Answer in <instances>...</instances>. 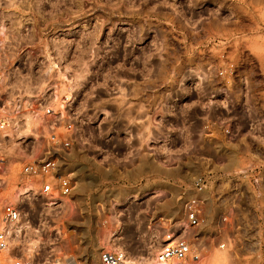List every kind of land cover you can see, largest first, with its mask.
<instances>
[{
	"label": "built area",
	"instance_id": "obj_1",
	"mask_svg": "<svg viewBox=\"0 0 264 264\" xmlns=\"http://www.w3.org/2000/svg\"><path fill=\"white\" fill-rule=\"evenodd\" d=\"M55 15L42 3L0 0V148L16 137L20 151L28 156L17 168L22 193L30 191L56 205L75 189V170L67 162L86 104L93 108L100 101L104 117L111 115L113 105L121 116L130 112L133 153L144 147L142 153L154 155L168 140L156 131V121L162 120L156 118L157 107L162 117L171 116L174 103L188 112L179 119L194 134L184 132L182 139L191 137L189 142L183 140L172 151L160 148L161 152L194 156L189 159L198 164L192 167L189 185L177 195L182 216L165 218L152 264H195L214 249L226 250L237 264H264V214L247 210L248 200H264V160L235 171L225 169L221 157L264 154V147H235L237 138L245 136L237 135L238 91L245 100L242 108L251 110L248 49L232 37L187 41L194 46L178 59L177 78L157 86L154 70L152 82H143L135 72L125 77L115 45L87 34L84 26L75 25L79 22H55ZM253 126L249 122L247 129ZM239 176L249 188L236 186ZM19 218L17 206L9 201L1 205L0 264H34L20 251ZM147 221L153 229L155 221ZM97 264L145 263L117 246L100 248Z\"/></svg>",
	"mask_w": 264,
	"mask_h": 264
},
{
	"label": "rangeland",
	"instance_id": "obj_2",
	"mask_svg": "<svg viewBox=\"0 0 264 264\" xmlns=\"http://www.w3.org/2000/svg\"><path fill=\"white\" fill-rule=\"evenodd\" d=\"M65 1L59 4L58 0H48L51 4L46 7L54 9L55 22H79L75 25L84 26L87 34L105 38L116 46L125 77L135 72L143 82H152L154 70L157 86L168 79L175 81L178 74L174 72L181 67L178 59L194 46L187 41L232 37L242 43L250 56L246 66L252 86L248 94L251 110L248 113L242 108L245 100L243 92L238 91L237 135L245 136L237 138L235 147H264V0H84L81 6ZM52 3L58 4L56 9ZM118 25L126 36H136L132 41L140 48L139 73L133 52L121 56L119 43L114 42L116 32L121 30ZM180 40H184L182 44ZM125 41L124 47H130L131 39ZM161 88L157 87V98ZM99 103L93 108L86 104L81 110L83 123L76 125L77 142L67 162V167L75 170L76 187L56 205L44 196L22 193L18 188L19 161L28 156L20 151L16 137L0 148V208L7 201L18 207V224L23 228L20 251L34 264H97L100 248L117 246H122L130 257L152 264L153 250L167 224L165 218L174 221L182 216L177 195L189 185L192 167L198 162L189 159L194 156L162 153L160 148L172 151L183 140L189 142L191 137L182 139L184 132L193 136L194 130L179 119L188 112L173 103L171 108L176 112L162 117L164 113L157 107L156 118L162 120L156 121V131L168 135V140L154 155L142 153L144 147L134 154L130 112L121 116L113 105L111 115L104 117ZM249 122L254 124L251 129H247ZM143 130L147 132L148 127ZM221 157L224 168L235 171L247 163L264 160V154ZM242 182L239 176L236 186L249 188ZM261 189L264 193V186ZM247 210L249 214L254 210L264 214V200H248ZM148 218L155 221L153 229L147 226ZM232 259L226 250L214 249L195 264L238 263Z\"/></svg>",
	"mask_w": 264,
	"mask_h": 264
},
{
	"label": "flooded vegetation",
	"instance_id": "obj_3",
	"mask_svg": "<svg viewBox=\"0 0 264 264\" xmlns=\"http://www.w3.org/2000/svg\"><path fill=\"white\" fill-rule=\"evenodd\" d=\"M43 5L47 6L48 4H51L48 2V0H42L41 2ZM54 5V4H52ZM55 9H56V4H55ZM122 22V21H120ZM100 23V22H99ZM119 26V25H118ZM120 27V26H119ZM120 35L117 34L115 37L117 38L118 42L119 43V52H120V55L121 56H125V54L130 50L131 52H133V58L135 59V62H136V71L139 73L140 72V69H141V63H140V48H139V45H133V39L136 38V36H126L124 33H123V28L122 26L120 27ZM111 37H114L113 35H110ZM125 39H131V46L130 47H124V42H127L125 41ZM129 43V42H128ZM128 45V44H127ZM127 49V50H126Z\"/></svg>",
	"mask_w": 264,
	"mask_h": 264
},
{
	"label": "bare ground",
	"instance_id": "obj_4",
	"mask_svg": "<svg viewBox=\"0 0 264 264\" xmlns=\"http://www.w3.org/2000/svg\"><path fill=\"white\" fill-rule=\"evenodd\" d=\"M60 0H58V2H59ZM63 1V0H62ZM65 1V0H64ZM74 4L76 3V4H78V3H80L79 5L81 6L82 4H81V2H83L84 0H71ZM57 2V0H56V3H58ZM66 2V1H65ZM61 2H59V4H60ZM63 3V2H62ZM73 3H71V4H73ZM84 3V2H83ZM52 4H54V3H52ZM55 5V4H54ZM56 5H58V4H56ZM84 9V8H83ZM83 9H81V10H83ZM79 10V9H78ZM118 10V9H117ZM65 28H70V27H65ZM120 33V31L118 30L117 32H116V35L117 34H119ZM134 34V33H133ZM114 35V34H113ZM120 35V34H119ZM93 37H95V36H93ZM115 38V37H114ZM113 41H114V39H113ZM114 42H118V40H117V38H116V41H114ZM51 203V202H50ZM126 222V221H125Z\"/></svg>",
	"mask_w": 264,
	"mask_h": 264
}]
</instances>
